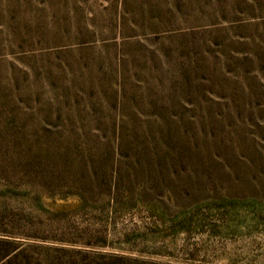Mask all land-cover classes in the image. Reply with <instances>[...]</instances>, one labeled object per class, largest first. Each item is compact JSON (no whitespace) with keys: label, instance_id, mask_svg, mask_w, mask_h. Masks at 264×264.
<instances>
[{"label":"rangeland","instance_id":"rangeland-1","mask_svg":"<svg viewBox=\"0 0 264 264\" xmlns=\"http://www.w3.org/2000/svg\"><path fill=\"white\" fill-rule=\"evenodd\" d=\"M143 261L264 264V0H0V264Z\"/></svg>","mask_w":264,"mask_h":264},{"label":"trees","instance_id":"trees-1","mask_svg":"<svg viewBox=\"0 0 264 264\" xmlns=\"http://www.w3.org/2000/svg\"><path fill=\"white\" fill-rule=\"evenodd\" d=\"M117 258H120V257H117ZM122 258H120L119 260H121ZM140 264H157V263H154V262H147V261H143V262H140Z\"/></svg>","mask_w":264,"mask_h":264}]
</instances>
